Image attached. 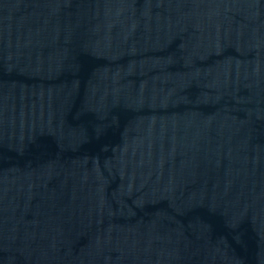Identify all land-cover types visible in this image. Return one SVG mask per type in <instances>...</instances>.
Instances as JSON below:
<instances>
[{"label":"water","instance_id":"obj_1","mask_svg":"<svg viewBox=\"0 0 264 264\" xmlns=\"http://www.w3.org/2000/svg\"><path fill=\"white\" fill-rule=\"evenodd\" d=\"M0 264H264V0H0Z\"/></svg>","mask_w":264,"mask_h":264}]
</instances>
